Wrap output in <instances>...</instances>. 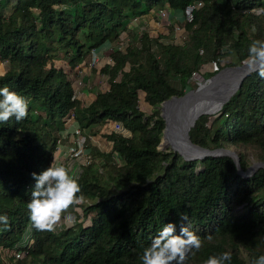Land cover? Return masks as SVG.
Listing matches in <instances>:
<instances>
[{
	"label": "trees",
	"instance_id": "1",
	"mask_svg": "<svg viewBox=\"0 0 264 264\" xmlns=\"http://www.w3.org/2000/svg\"><path fill=\"white\" fill-rule=\"evenodd\" d=\"M198 3L184 45L144 34L139 45L135 39L113 52L114 64L100 69L108 90L89 105L75 98L74 80L55 65L66 61L78 75L92 50L132 33L133 19ZM254 40H264V0H0L6 65L0 88L30 101L25 119L0 122V215L9 218L0 223V264L6 251L25 254L17 264H141L142 250L165 223H175L177 232L187 223L181 214L202 237L199 264L223 252H231L229 264H253L264 255V168L245 178L228 156L186 161L157 150L166 126L159 106L184 96L193 74L212 63L217 69L204 79L220 73L221 58L244 66ZM154 42L164 62L153 53ZM140 94L149 114L140 109ZM72 114L81 129L121 123L131 137L110 134L111 152H97L84 166L78 178L85 199L71 211L80 217L76 224L37 231L27 207L32 174L50 166L57 134ZM190 138L211 151L253 149L264 163V78L248 75L217 114L198 119ZM239 165L243 172L250 167L243 155Z\"/></svg>",
	"mask_w": 264,
	"mask_h": 264
},
{
	"label": "clouds",
	"instance_id": "2",
	"mask_svg": "<svg viewBox=\"0 0 264 264\" xmlns=\"http://www.w3.org/2000/svg\"><path fill=\"white\" fill-rule=\"evenodd\" d=\"M57 7V5H53ZM245 63L251 71L264 78V40H254L249 46ZM30 101L9 87L0 88V122L15 118L17 122L25 119L29 112ZM35 181L31 199L27 207L30 221L37 231H53L62 221L75 222L71 214L84 201L79 178L72 168L59 163L53 154L50 166L40 174L33 173ZM182 223L177 232L175 223H165L157 232L149 246L142 250L141 264H185L189 254L195 255L202 247V237L192 230L187 215L181 214ZM0 223L7 225V215H0ZM211 239V236L205 237ZM231 252H223L209 257L204 264H229ZM264 264V255L253 261Z\"/></svg>",
	"mask_w": 264,
	"mask_h": 264
},
{
	"label": "rangeland",
	"instance_id": "3",
	"mask_svg": "<svg viewBox=\"0 0 264 264\" xmlns=\"http://www.w3.org/2000/svg\"><path fill=\"white\" fill-rule=\"evenodd\" d=\"M156 17L151 18H142V23L139 25V27L135 28L131 34H123L121 41L124 43V47L129 43H133V41L137 40V45H139L141 37L144 34L149 35L150 38L156 39L160 36L171 39L175 44L177 45H184L181 44L179 41H177L174 36L172 35L173 28L172 25L176 24L175 20H169L166 21L167 26H161L159 24ZM117 44H113L110 42H106L97 49H94L91 51V53L87 54L86 58L84 59L86 63L91 61L93 56H96L99 58V64L95 68H87L83 66V63L79 65V68H81L78 75L75 73L71 74V69L66 61H56L55 65L59 68L65 69L67 73H69L70 78L74 81H77L79 79L85 80V86L80 91V102L83 105H89L94 97L101 93L108 90V85L106 83L105 77L101 74L100 69L107 66V65H113L114 62L111 58V55L113 52H115V47ZM152 51L158 59L161 62H164V50L162 49V46L159 43L154 42L152 44ZM232 62L231 57H224L221 58L219 63L224 68L220 73L224 72L228 68H237L233 67L232 65H229ZM246 65V64H245ZM6 70V65L4 63H0V75L4 74ZM215 70L214 66L211 65L208 69H203L201 73L196 76L192 77L189 81L190 87L186 89V94L190 91H196L199 89L202 85L208 84L210 80H205L203 75L205 72H213ZM138 100L140 101V109L146 113L149 114L151 111V108L145 104L144 102V96L143 94H140ZM213 120V118H212ZM110 125H96L93 127H90L88 129H82L83 135L79 137L80 141L83 142V146L81 147V153H83L85 156L84 158H80L79 156H76L75 154H69L68 149L75 146V142L77 140V136H74V131L78 127V124L73 121H69L66 127V130L57 134L59 136L58 146H57V152L55 153V157L57 161L63 165H66L73 169V171L77 174V171H79V167L84 163L86 164V167L91 164L92 161H94V156L97 152L108 154L111 152L112 149V143L107 140V136L110 135ZM170 149V148H169ZM168 149V150H169ZM158 151L165 152L162 150ZM233 151L236 155L240 156L243 155L249 162L250 167H256V172L262 168V163L259 160V154L257 151L253 149L249 150H243L238 149L236 147H233L231 149H227ZM260 165V166H257ZM72 215L76 217L75 222L73 223H66L64 221L60 222L56 227L55 230L59 231L68 227H71L76 224V222L79 220L80 217L77 216V214L71 212ZM25 255L22 256L21 259L15 258L12 253L5 252L2 254V259L5 261L6 264H17L18 261L24 260ZM185 264H199L198 257L195 253V255L189 254L188 258L185 261Z\"/></svg>",
	"mask_w": 264,
	"mask_h": 264
},
{
	"label": "water",
	"instance_id": "4",
	"mask_svg": "<svg viewBox=\"0 0 264 264\" xmlns=\"http://www.w3.org/2000/svg\"><path fill=\"white\" fill-rule=\"evenodd\" d=\"M247 66L248 65L246 64L244 66H240V67H237V68H228L225 71H233V70L244 69ZM253 72L254 71H251L250 68H249L242 74V76L238 79L233 91L230 93L229 96L226 97V99H224V101L221 103V105L218 107V109H216L215 111L210 112V113L209 112H205L203 110L197 111L193 121H191L192 123L191 122L188 123L189 126H188V128H187V130L185 132V141H186V145H187L186 154H181L179 152H176L174 149H169V150L167 149V150H163V151H165L167 153L174 152L176 154H179L186 161L201 160V159H204V158L210 157V156H212V157L228 156V157L232 158L235 161V163L238 166V172L243 177L248 178V177H251L253 174H255L256 169H257L256 167L249 168L246 172H243L240 169L239 156L236 155L233 151L227 150V149H218V150H214V151H211V150H208V149H204V148L194 144L191 141V138H190V131H191L192 128L195 127L196 122L198 121V119H200L203 116H210L211 114L212 115L217 114L222 109L223 105H225L227 102H229V100L233 97V95L238 91V89L241 87V85H242L243 81L245 80V78L248 75H250L251 73H253ZM222 73H218L217 75L212 77V79L208 82V85L205 84L207 86L200 87L196 91H190L189 93L185 94L182 97L175 96V97L171 98L170 100L162 103L159 106L161 117L163 118V120L165 121V124H166L165 129L163 130L162 138H163L164 132H165V130L167 128V122H166L165 117L161 113V107L163 105H167L168 104L169 107H170L169 110H170L171 113L172 112H176V113L181 114V113H183L184 111H186L188 109L194 108L196 106L197 102L200 101L201 99H206L209 96H211L213 99H218L219 98V92L216 91L215 87H212V83H214L215 79L217 77H219ZM257 166H260V165H257ZM261 166H262V168H264V164H262Z\"/></svg>",
	"mask_w": 264,
	"mask_h": 264
},
{
	"label": "bare ground",
	"instance_id": "5",
	"mask_svg": "<svg viewBox=\"0 0 264 264\" xmlns=\"http://www.w3.org/2000/svg\"><path fill=\"white\" fill-rule=\"evenodd\" d=\"M247 69H249L248 66L244 69L225 71L215 79L212 87H215L216 91L219 92L218 99H213L211 96L206 99H201L194 108L188 109L181 114L176 112L171 113L169 105H163L161 107V113L166 119L167 128L164 132L159 150L163 151L170 148L181 154H186L185 132L189 126L188 123L193 121L197 111L203 110L210 113L218 109L224 99L233 91L238 79ZM207 85H202L201 87Z\"/></svg>",
	"mask_w": 264,
	"mask_h": 264
},
{
	"label": "built area",
	"instance_id": "6",
	"mask_svg": "<svg viewBox=\"0 0 264 264\" xmlns=\"http://www.w3.org/2000/svg\"><path fill=\"white\" fill-rule=\"evenodd\" d=\"M200 7H202V3H198L196 6H194V5L190 6L185 11H176L173 14L167 10H160L157 12L156 18H157L158 22H160L159 24L161 26H164V27L167 26L166 21L175 20L176 24L173 27L172 35L174 36V38L177 41H179L181 44H184L188 41V39L190 37V32L187 28V25L193 21L194 11ZM141 23H142V20L140 18L133 19L131 21V23L129 24V30L133 31L136 27H139V25H141ZM123 48H124V43L119 42V43H117V45L115 47V49H116L115 51H117V50L120 51ZM98 64H99V58L96 56H93L91 61H89L88 63H86L85 60L83 61V66L90 68V69L97 67ZM211 65L214 66L215 70L217 69V66L215 63H212ZM198 75H199L198 73H194L192 77H196ZM85 83L86 82L83 79H79L77 81H74L75 98L77 100H80V96H81L80 91L84 88ZM69 121L76 122L73 114L71 115ZM110 128H111L110 134L115 133V134L121 135L125 138L131 137L130 131L125 129L121 123H114L111 125ZM81 135H83V130L78 126L76 128V130L74 131V136H77L75 146L69 148L68 153L73 154V155L75 154L76 156H79L80 158H84L85 155L83 153H81V150H80L81 147L83 146V142H81L79 140L80 139L79 137H81ZM86 164L83 163L81 165V167L78 168L79 171H77V176H79V174L83 171V168H84V166H86ZM30 234H31V229L29 228V235H27V239H29ZM6 252L12 253V255L17 259H21L22 256L25 255L21 251H6Z\"/></svg>",
	"mask_w": 264,
	"mask_h": 264
}]
</instances>
